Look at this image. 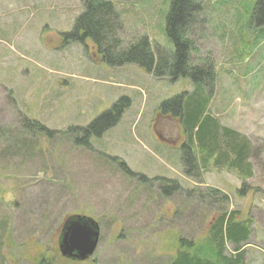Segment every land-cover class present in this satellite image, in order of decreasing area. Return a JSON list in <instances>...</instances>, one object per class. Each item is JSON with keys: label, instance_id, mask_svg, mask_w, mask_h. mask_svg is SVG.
I'll list each match as a JSON object with an SVG mask.
<instances>
[{"label": "rangeland", "instance_id": "374dc122", "mask_svg": "<svg viewBox=\"0 0 264 264\" xmlns=\"http://www.w3.org/2000/svg\"><path fill=\"white\" fill-rule=\"evenodd\" d=\"M106 1L122 21L109 37L110 57L148 37L166 76L111 65L90 39L66 41L86 0H0V264H167L180 237L204 235L224 195L229 211L252 221L244 263L264 264V0H193L201 10L188 67L167 33L172 0ZM198 85L210 120L249 140L250 178L201 147V122L189 133L174 115L180 95ZM123 96L130 106L101 136L66 134ZM35 121L57 134L33 136L24 125ZM185 146L196 163L183 161ZM173 181L180 188L167 192ZM210 188L221 192L209 196ZM72 215L100 228L84 261L59 252Z\"/></svg>", "mask_w": 264, "mask_h": 264}, {"label": "trees", "instance_id": "16d2710c", "mask_svg": "<svg viewBox=\"0 0 264 264\" xmlns=\"http://www.w3.org/2000/svg\"><path fill=\"white\" fill-rule=\"evenodd\" d=\"M193 2V0H172L168 15L167 33L176 44L177 57L180 59L181 65L185 67L192 66L188 56V47L192 45L189 31L195 15L201 10L196 11ZM261 4V0H259L257 5L260 6ZM85 6L86 10L77 18L73 29L64 34L66 41L85 43L87 39H90L99 52L103 54V60L111 65L136 64L157 77L166 76V74L158 73L162 55H160L158 48L152 46L148 37H142L138 41L129 44L128 47L124 46L120 49L119 59L117 61L113 60L109 53L111 48L109 37H116V29L122 26L119 13L112 2L106 0H86ZM116 43H119V39ZM165 65L172 68L168 61L165 62ZM194 67L193 71L196 70V66ZM210 70H212V66H210ZM182 72L186 73V69ZM179 98L182 100V106L176 112L174 111V115L181 119L183 129L191 133L201 122L198 127V139L201 147L206 148L210 155L216 152L221 153L220 158L223 157V160L219 158V164L237 170L245 179L250 178L253 163L250 161L252 151L249 140L238 131L219 126L210 120V117L206 115L209 98L202 96V87L198 85L192 93H185L180 95ZM129 106V98L123 96L110 109L88 125L85 127H69L66 134L73 136L82 134L88 139L99 137L119 121ZM204 116L206 117L201 121ZM24 126L33 136L37 134L38 136L47 137L43 134L45 132L51 138L54 134H57L36 121L26 122ZM76 141V139L74 142L69 140L73 146L83 145ZM85 145L89 147V144ZM185 148L189 154L186 153L188 157L184 156L183 161L191 160L196 163L198 158L192 154L191 148L187 146ZM234 156L235 159H233ZM200 162L205 166L207 160ZM189 166L192 167L191 163ZM161 180L163 181V179ZM168 188L170 190H167ZM178 188H180L178 183L173 181L171 185L166 187V191L170 192ZM241 191L239 190V192ZM209 192L212 193L209 196L215 197V194L221 191L210 188ZM224 197L227 201L229 196L224 195ZM226 201L221 199V202L219 201L220 205L217 204V209L213 215L208 216L211 221H209L203 236L196 239L183 237L178 239L181 242L180 246L172 254V258L169 259L167 264H245L243 250L252 233V221L247 218H240L237 211H229Z\"/></svg>", "mask_w": 264, "mask_h": 264}, {"label": "water", "instance_id": "95a60500", "mask_svg": "<svg viewBox=\"0 0 264 264\" xmlns=\"http://www.w3.org/2000/svg\"><path fill=\"white\" fill-rule=\"evenodd\" d=\"M100 228L96 220L86 215L69 216L59 236V251L67 259L84 261L96 251Z\"/></svg>", "mask_w": 264, "mask_h": 264}, {"label": "flooded vegetation", "instance_id": "af4514ba", "mask_svg": "<svg viewBox=\"0 0 264 264\" xmlns=\"http://www.w3.org/2000/svg\"><path fill=\"white\" fill-rule=\"evenodd\" d=\"M169 119V118H168Z\"/></svg>", "mask_w": 264, "mask_h": 264}]
</instances>
